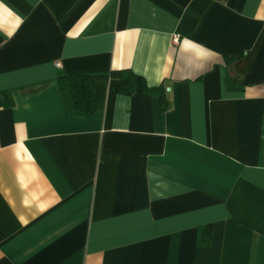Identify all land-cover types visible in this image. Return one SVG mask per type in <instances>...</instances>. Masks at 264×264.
<instances>
[{
  "label": "crops",
  "instance_id": "crops-1",
  "mask_svg": "<svg viewBox=\"0 0 264 264\" xmlns=\"http://www.w3.org/2000/svg\"><path fill=\"white\" fill-rule=\"evenodd\" d=\"M0 91V264H264V0H0Z\"/></svg>",
  "mask_w": 264,
  "mask_h": 264
},
{
  "label": "trees",
  "instance_id": "trees-1",
  "mask_svg": "<svg viewBox=\"0 0 264 264\" xmlns=\"http://www.w3.org/2000/svg\"><path fill=\"white\" fill-rule=\"evenodd\" d=\"M110 74H114L117 77L119 92L124 94H132L138 91L155 93L159 97L162 107H165L164 104L167 99L165 97V88L162 84L157 87H148L141 76L129 69L111 71ZM106 77H108L107 74H60L57 81L59 88L70 94L74 109L81 114H89L96 109L95 81ZM8 105L9 97L7 93L0 91V108ZM208 241V229L204 232L200 229L198 243L207 244Z\"/></svg>",
  "mask_w": 264,
  "mask_h": 264
},
{
  "label": "built area",
  "instance_id": "built-area-1",
  "mask_svg": "<svg viewBox=\"0 0 264 264\" xmlns=\"http://www.w3.org/2000/svg\"><path fill=\"white\" fill-rule=\"evenodd\" d=\"M174 39L176 40V38H174ZM55 65H59V63H58V62H56V63H55Z\"/></svg>",
  "mask_w": 264,
  "mask_h": 264
}]
</instances>
